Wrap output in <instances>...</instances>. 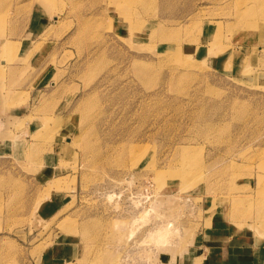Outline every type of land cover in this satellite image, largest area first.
Returning a JSON list of instances; mask_svg holds the SVG:
<instances>
[{"label":"rangeland","instance_id":"1","mask_svg":"<svg viewBox=\"0 0 264 264\" xmlns=\"http://www.w3.org/2000/svg\"><path fill=\"white\" fill-rule=\"evenodd\" d=\"M256 1L0 0V264H264Z\"/></svg>","mask_w":264,"mask_h":264},{"label":"bare ground","instance_id":"2","mask_svg":"<svg viewBox=\"0 0 264 264\" xmlns=\"http://www.w3.org/2000/svg\"><path fill=\"white\" fill-rule=\"evenodd\" d=\"M249 12H248V10L247 9H245V10H243V11H240L239 13H236V17H239L240 19H241V21L243 22H241L240 23V27H247V29H248V31H246V32H250L249 30H251V32H256V31H260L261 29H263L264 28V19H262V18H260V15H264V0H261V1H256V2H254V3H251L250 5H249ZM246 10H247V12H246ZM127 27H129L128 25H127ZM245 32V33H246ZM238 34V37L239 38H241V37H243L244 36V34L243 33H241V32H238L237 33ZM175 51H177L178 49L177 48H175L174 49ZM157 177H159L160 179H161V177L164 175V172H160V169L159 170H157L156 171V174H155ZM140 196V195H139ZM145 197H147V196H145ZM166 197H168L169 198V196H166ZM170 197H171V195H170ZM140 198V197H139ZM142 198V197H141ZM148 198V197H147ZM167 198V199H168ZM144 199V198H143ZM155 199H158L157 197L155 198ZM155 199H154V201H155ZM161 199H164V198H162V196H161ZM166 199V200H167ZM165 200V199H164ZM142 200H139L138 199V202H141ZM144 201V200H143ZM153 201V200H152ZM163 201V200H162ZM161 200H160V198H159V203H156V201L153 203V205L154 206H152V208H154V209H156V215H159L160 214V210H161V208H159V207H157V205H159L160 204V202H162ZM169 201V200H168ZM136 202V201H135ZM146 202V201H145ZM143 203V202H142ZM148 203V202H147ZM165 203H166V201H165ZM162 204V203H161ZM133 206V205H132ZM146 206V205H145ZM151 206V205H150ZM160 206V205H159ZM150 209L151 208H149L148 210H147V212L146 213H148L149 211H150ZM159 209V211H157ZM145 213V214H146ZM156 215H154V217L156 216ZM135 216V215H134ZM145 216V215H144ZM160 216V215H159ZM157 217V216H156ZM162 217V216H161ZM160 217V218H161ZM136 218V217H135ZM142 218V217H141ZM134 219V218H133ZM136 219H138V218H136ZM135 219V220H136ZM138 222V221H137ZM136 226V225H135ZM171 247V246H170ZM171 248H175L174 246L173 247H171ZM176 249V248H175ZM175 249H172V250H175ZM186 262V261H185Z\"/></svg>","mask_w":264,"mask_h":264},{"label":"crops","instance_id":"3","mask_svg":"<svg viewBox=\"0 0 264 264\" xmlns=\"http://www.w3.org/2000/svg\"><path fill=\"white\" fill-rule=\"evenodd\" d=\"M238 249V248H237ZM226 254H230V250H229V248H225V250L224 251H222V255L223 256H225ZM217 255V254H216ZM210 257V256H209ZM233 260H228L227 261V263L228 264H236L235 263V259L234 258H232ZM216 261V260H215ZM215 261L214 260H211V262L209 261L207 264H213V263H215ZM231 261V262H230ZM217 262V261H216ZM230 262V263H229Z\"/></svg>","mask_w":264,"mask_h":264}]
</instances>
